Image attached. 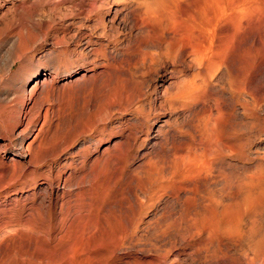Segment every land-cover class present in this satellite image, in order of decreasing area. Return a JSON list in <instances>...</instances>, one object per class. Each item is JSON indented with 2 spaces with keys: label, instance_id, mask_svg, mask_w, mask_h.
Here are the masks:
<instances>
[{
  "label": "rangeland",
  "instance_id": "obj_1",
  "mask_svg": "<svg viewBox=\"0 0 264 264\" xmlns=\"http://www.w3.org/2000/svg\"><path fill=\"white\" fill-rule=\"evenodd\" d=\"M201 1L0 0V258L64 264L11 233L51 189L67 225L122 223L115 264L264 246V0Z\"/></svg>",
  "mask_w": 264,
  "mask_h": 264
},
{
  "label": "bare ground",
  "instance_id": "obj_2",
  "mask_svg": "<svg viewBox=\"0 0 264 264\" xmlns=\"http://www.w3.org/2000/svg\"><path fill=\"white\" fill-rule=\"evenodd\" d=\"M203 1H201V3ZM205 2L207 4L205 3L206 4L205 5L202 3L205 6L203 7L201 4V7L208 9L207 8L208 3H211V5H212V3L213 4L215 3V0H205ZM165 3H166V1H165ZM211 5L209 4L210 7H211ZM146 6H149V5H146ZM150 6H152V5H150ZM155 6H156V4H155ZM147 8H145V9H147ZM158 8L159 7H157V9ZM206 9L202 10L204 12L203 14L201 13L202 15L205 14L204 10H206ZM224 11L225 10L222 7V9L220 10V14H222ZM3 32H5V31H3ZM7 32H8V30H7ZM18 38H19V36H18ZM1 39H2V37H1ZM21 39H22V37H21ZM19 42H20V40H19ZM25 44H26V42H25ZM17 45L19 46V44H17ZM22 48L25 49L24 47H22ZM18 51H20V49ZM22 52H23V50H22ZM210 65H209V67H210ZM27 150H28V146L23 147L21 145L19 150L15 152V155L18 158L23 160L28 156ZM50 191H51V193H50ZM50 191L47 195L48 196V201H47L48 202V206H47L48 215H45V216L42 215V217L39 220L33 218V220L31 222H28L26 224H23L22 221L20 220V217L17 216L16 222H14V224L11 225V231L12 232L11 231H9V232H11L13 234H14V232L19 233V234L25 233V235L30 237L29 239H31L32 241L36 240L38 238L39 234L40 235L42 234V243H40V244H42L44 246L43 248H45L46 251H48L49 255H52L54 258H56L57 260L61 261L64 264H115L116 261H115L113 252L116 249V247L118 246V244L119 243L121 244V242L124 238V235H125V230H126V229L122 228V226H123L122 223H120V222L114 223V224H110L106 227H103L102 224H100V222H98L96 220L97 218H94V220L91 223H89L88 225H83L80 222H76V223L72 222L71 224L67 225V221L69 218L67 212L62 214L61 217H59V218L54 217L53 209L55 207V204L53 203V201L51 199V194H52L53 190L51 189ZM77 218L81 219L80 217H77ZM134 228H135V225H134ZM61 232H62L61 237L55 241L56 243H54L55 237L53 235L55 233H61ZM128 234H129V232L126 235H128ZM3 235L5 236V234H3ZM7 235H9V234H7ZM22 235H24V234H22ZM132 235H133V233H132ZM128 236L131 238L132 237L131 233ZM125 238H127V237H125ZM12 239H13V237H12ZM37 243H38V241H37ZM31 246H34V245H32V243H31L28 247L32 248ZM14 247L10 246L9 249L6 247L8 253L6 254V256L4 258L3 257L0 258V264H7V263L18 264V262L23 261L25 258L31 257L30 250L25 249V250L20 251ZM39 248H42V247H39ZM259 248H261V249H259ZM247 254H248V252H247ZM250 254H252V257L251 256H250L251 258L248 257V262L246 261L247 264H253V263L255 264L256 261L254 262V260H258V261L262 260V262H263L264 261V246L263 247H255L254 246L252 248V251ZM244 256H245V254H244ZM245 260H246V258H245Z\"/></svg>",
  "mask_w": 264,
  "mask_h": 264
}]
</instances>
